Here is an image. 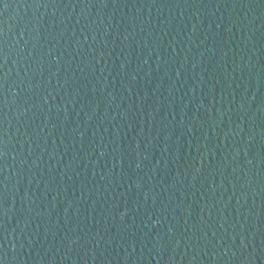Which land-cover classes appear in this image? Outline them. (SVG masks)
<instances>
[{
  "label": "water",
  "instance_id": "water-1",
  "mask_svg": "<svg viewBox=\"0 0 264 264\" xmlns=\"http://www.w3.org/2000/svg\"><path fill=\"white\" fill-rule=\"evenodd\" d=\"M0 264H264V0H0Z\"/></svg>",
  "mask_w": 264,
  "mask_h": 264
}]
</instances>
